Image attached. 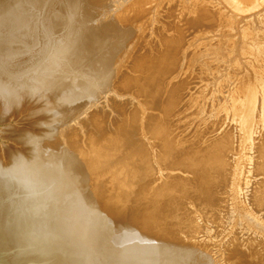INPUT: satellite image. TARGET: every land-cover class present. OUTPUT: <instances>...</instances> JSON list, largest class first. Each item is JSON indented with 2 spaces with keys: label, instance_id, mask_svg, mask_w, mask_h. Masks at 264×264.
<instances>
[{
  "label": "rangeland",
  "instance_id": "obj_1",
  "mask_svg": "<svg viewBox=\"0 0 264 264\" xmlns=\"http://www.w3.org/2000/svg\"><path fill=\"white\" fill-rule=\"evenodd\" d=\"M43 1L46 2V0ZM131 1L128 0L127 3ZM195 1L199 3L202 1V4ZM200 1L193 0L192 11L189 14L195 17L204 14L206 11L203 17L206 16L207 18L208 13L215 12L217 18L216 14L212 13L211 16L209 15L210 20L208 18L206 20L209 22L200 23L201 26L198 24V27H196L197 24L194 26L190 24L195 31H192L193 29L191 30L189 24L186 23L179 30L174 29L179 34L176 35L174 31H172L174 34L170 32V35L166 36L165 44L157 50L159 54L153 52L144 57L140 62L143 71H140L137 78L131 79L127 84L128 88H133L136 98L131 97L127 105L130 116L127 118L126 152L107 164L104 168L106 171L103 169L95 176V178L97 177L96 181L85 192V196L88 197L94 188L101 187L102 183L123 163L130 165L127 175L128 183L125 191L121 194L124 197L116 194V199L111 206V214L107 212L104 216L106 219L102 218L100 223L94 224L89 219L84 207L86 232L82 236L79 247L90 264H148V261H152V259L155 261L154 264H264V0H219L220 8L224 9L225 7V11L219 10L218 5L220 3L217 0ZM99 2H104V0H99ZM108 2H112L108 3L107 6L112 7L113 16H119L126 10L127 3L117 5V0H109ZM176 5L180 11L177 10V16L183 12L184 4L181 6V2L178 0ZM222 5L223 7H221ZM195 6H199L198 11ZM203 6L209 9L204 10ZM229 10L236 13H230ZM220 11L225 13L222 14ZM198 12L201 13L197 14ZM232 13L236 15L233 16ZM222 15L226 18L224 21ZM218 17H221V19L219 18L220 21H218ZM245 19L246 21H243ZM209 26L210 35L207 32ZM217 27L223 32L221 33ZM117 28L119 31L121 30L120 27L116 26L114 31ZM188 29L190 32L192 31L191 36L195 35L197 40L190 37ZM241 29L243 30L241 31ZM215 30L218 34L214 32ZM230 30L235 33L229 32ZM195 33H200V35L198 34L200 37H196L198 35ZM201 33L204 34L201 35ZM254 37L255 39H252ZM131 38L133 37L127 38L126 41H131ZM190 38L193 40L191 41ZM212 38L216 40H212ZM168 40H172V42L170 43ZM179 41L184 44V47L180 48V51L185 48L184 52L178 51ZM190 41L191 43H189ZM194 41L196 47L192 44ZM186 42L188 43L186 44ZM39 45L41 44L30 45V55H36ZM192 45L197 49H194ZM207 45L208 48L211 45L210 49H207ZM191 46L193 49L190 48ZM241 46L245 48H241ZM170 49L173 52L170 53L168 51ZM214 49H217V53ZM193 50H198L199 53L196 51L193 56ZM201 50L206 52L203 54L207 55L208 59L211 57L209 61H207V57L201 54L203 52ZM207 50L209 53L214 51L213 55L209 54ZM233 53L234 55H232ZM175 54L177 58L180 59L182 55L183 58L178 60L174 57L175 60L172 59ZM196 55L199 58L203 57V62ZM156 56L158 57L156 58ZM189 56L195 58L192 59ZM145 58H148V61ZM189 58L191 61H188ZM213 58L215 59L213 60ZM237 58L239 59L236 60ZM241 58L245 60L246 66ZM159 59H162V62L152 64L154 60L156 62ZM173 60L175 63L172 62ZM176 60L181 64L178 65ZM27 61L28 58L27 60L22 58L20 62L25 63ZM213 61L214 63H212ZM201 62L209 64V66L205 64L204 66ZM210 63L211 65L215 64L214 67L212 66L213 68L210 67ZM172 64L177 66L174 65V67ZM189 65L192 72H190V68L188 71L186 70ZM202 67L205 70L202 71ZM223 68L227 72L226 70L224 72ZM236 68L240 69L236 70ZM212 69L216 70L213 72ZM238 71L239 73H234ZM172 72L175 74L169 76ZM178 74L180 78H178ZM225 75H228L227 78ZM208 77L212 79L209 81ZM146 85L147 87H145ZM208 91L211 93L209 94ZM46 92L41 88H25L21 91L20 97L28 96L35 99L39 102L35 109L40 110L39 113L41 111L46 112V120L42 119L41 121H48L47 125L44 126L47 132L45 138L49 140L55 133L53 130L55 116L51 109L45 108L44 104L45 102L47 104L48 100ZM165 100L167 103H164ZM170 100L171 102L168 103ZM2 101L3 98L0 96V107L3 106ZM215 102H217L216 105ZM214 115L215 118H213ZM113 117L116 120L122 119L121 116L117 115H113ZM11 120L14 119L10 118L8 121L0 122L1 147L10 141L6 129L16 125V121L12 122ZM74 127L76 126L68 127L67 132L71 135L82 136V132H76ZM108 130L113 133L117 127ZM86 131L84 142H81L80 147L82 152L87 154L91 149L94 150V155L89 154L88 159L94 158L103 150L107 151L114 148L117 144H109L94 149L92 138L99 135L98 129L88 128ZM161 132L167 134L168 143L165 149L163 143L157 139L160 136L158 133L161 134ZM192 135L197 136L189 137ZM160 139L162 138L160 137ZM216 140L219 142L218 147L214 146ZM188 144L194 145V148L200 147L195 153L196 156L187 154L184 157L183 154L177 155L175 153L177 149H182ZM34 153L36 157L41 154L35 147ZM205 165H210V173L201 175L199 168ZM215 175H222L225 178L222 185L216 186L218 180L217 183L213 181ZM204 183L208 184L205 188H203ZM110 185L108 184L99 195L97 204L107 201L113 187ZM86 201L87 198H85L83 206ZM167 202L170 203V210L175 211L174 214L159 216V211ZM124 214H127L131 231L123 244L119 242V233L124 228ZM92 239L94 252L87 250ZM146 242L156 245L155 248L159 249L161 253L158 254V251L155 252L154 249L148 251ZM169 246L172 248L171 251H168ZM70 248L69 245V251H71ZM69 261L72 260L69 259Z\"/></svg>",
  "mask_w": 264,
  "mask_h": 264
},
{
  "label": "bare ground",
  "instance_id": "obj_2",
  "mask_svg": "<svg viewBox=\"0 0 264 264\" xmlns=\"http://www.w3.org/2000/svg\"><path fill=\"white\" fill-rule=\"evenodd\" d=\"M108 1L104 0V3L99 2V0H46V2L43 0H0V96L3 98L1 102L3 106L0 107V122L2 121L3 123V121H8L10 118L16 121L15 126L12 125L6 129L7 135L10 138V141L8 140L9 143L3 147L0 146V264H90L79 247L82 236L86 232L84 207L87 210L89 219L94 224L100 223L102 218L106 219L104 216L107 212L111 214L110 210L112 203L116 199V194L124 197L121 194L125 191L124 189L128 183L127 175L130 165L123 163L102 183L101 187L94 188L88 197L85 196V192L95 183L97 178L95 176L107 164L126 152L127 118L130 116L127 111V105L131 97L136 98L132 90L133 88H128L127 84L131 79L137 78V74L140 71H143L140 67L142 59L153 52L158 53L157 50L165 44L166 36L170 35V32L172 33L174 29L176 31L179 30L185 23L189 24V26L190 24L193 26L197 24L196 27H198V24L201 26L200 23H204L207 18H210V14L215 13H208L207 18L206 16L204 18L203 16L206 11L204 14H199L203 11L201 9L202 11L200 10L201 12L197 13L199 15L192 17L189 13L192 11L191 4L193 0H179L181 6L184 4V10L179 13H183L182 15L177 14V16L176 12L179 10L176 3L178 0H132L129 3H127L128 0H117V5L127 3V7L123 14L113 16L112 7L107 6L108 3L112 2ZM217 1L220 3L219 0ZM201 2L198 3L202 4ZM220 5L221 3L218 5L219 8ZM195 7L198 8L199 6ZM203 7L204 10L209 9L205 8V6ZM221 9L225 11L224 9L226 8H220L219 10ZM229 11L230 13L234 12ZM221 13L224 14L225 12ZM215 14L217 18V13ZM218 15L221 14L218 13ZM232 15L236 14L232 13ZM222 16L224 18V15ZM219 18L221 19V17ZM243 21H246V19ZM157 24H160V26H157ZM242 24L245 25L244 23ZM116 26L120 27L121 30L119 31L117 28L118 31H114ZM190 28L191 30L193 29L191 26ZM219 28L221 27L219 26ZM227 29L226 31L228 32ZM188 30L190 32V29ZM219 30L221 31L222 29ZM192 31L195 30L193 29ZM191 32L190 37L195 38V35L191 36ZM207 32L210 35V26ZM229 32L234 31L230 30ZM177 34L179 33L177 32ZM198 34L200 35V33ZM203 34L201 33V35ZM216 34L218 33L216 32ZM199 35L196 37H200ZM131 36L133 37L131 38L132 40L126 41ZM207 36L204 37L206 38ZM192 38H190L191 41L193 40ZM252 39H255V37ZM212 40L216 39L212 38ZM168 41L172 42V40ZM181 42L179 41L180 46L179 49L177 48L178 51H180L182 46L184 47V44ZM38 43L41 45H39L40 47L38 46V49L36 48V55H30V45ZM192 44L195 46V41ZM210 46L208 48L207 45V49H210ZM195 47L194 49H197ZM241 48L245 47L241 46ZM172 49L168 51L171 53L173 52ZM184 49H181L182 51L180 52H184ZM214 50L217 53V49ZM193 51L194 53L192 54L194 56L198 50ZM207 51L209 53V50ZM204 52H201V54ZM203 55L205 56V54ZM176 56L175 54L172 59ZM182 56H180V59ZM196 57L199 58L198 55ZM205 57L208 59L207 55ZM22 58H26V60L28 58V61L22 63L23 61L20 62ZM191 58L194 59L195 57ZM191 58L188 61H191ZM242 58L241 60H243ZM149 59L151 58L149 57ZM162 59L156 62L152 60V64L159 63ZM177 59L180 60L179 58ZM174 60L172 61L173 63H175ZM176 62L178 63L177 60ZM242 62L245 64V60ZM204 64L202 63V65ZM203 67L201 68L202 71L205 70ZM189 68L190 65L186 70L188 71ZM145 69L147 70V68ZM239 69L236 68V70ZM191 70L190 68V72H192ZM213 72L212 74H214ZM173 73L169 76L175 74ZM234 73H239V71ZM243 74L245 75L244 71ZM225 76L227 78L228 75ZM178 78H180V75ZM211 79L208 77L209 81ZM202 80L205 81L204 79ZM25 88H41L47 91L48 100L47 104L45 102L44 105L45 108L51 109L55 116L53 129L55 133L52 134L51 138L48 136L49 140L45 138L47 132L44 126L47 125L48 121H41L42 119L46 120V112L41 111L39 113L40 110L37 111L35 109L39 104L35 99L28 96L24 98L20 97L21 91ZM210 100L208 101L210 102ZM164 103H167V101ZM228 109L230 108L228 107ZM113 115L121 116L122 119L116 120ZM215 115L213 118H215ZM242 120L245 121V119ZM72 126H76L74 130L82 132V136L68 133L67 128ZM113 127H117V130L113 133L109 132L108 129H112ZM88 128L98 129L99 135L92 138L94 149L109 144H117L114 148H110L107 151L103 150L98 155L95 154L94 158L88 159L89 154L91 156L94 155V150L91 149L89 154H87L82 152L80 147L81 142H84ZM158 135L160 136L157 139L163 143V148H167V134L165 135L161 132ZM193 136L197 135L189 137ZM214 146H219L218 140L215 141ZM34 147L41 153L39 157H36ZM199 148L198 146L194 148V145L188 144L182 149H177L175 153L177 155L183 154L184 157L187 154L196 156L195 153L198 152ZM86 159L87 161H85ZM209 168L210 165L202 166L199 168V173L206 175L210 173ZM104 170L106 171V169ZM213 178L215 183L218 180L216 186L222 185L225 179L222 175H215ZM108 184L113 186L111 188V195L105 203L97 204L99 195ZM206 185L208 186V184L204 183L203 188ZM85 198H87V201L83 206ZM174 212L173 209L170 210V203L167 202L164 204L162 210L159 211V216L172 215ZM124 215V228L119 233V242L123 244L127 235H129L128 233L131 231L130 224L128 225L127 214ZM93 244L92 239L89 247H87L88 251H93ZM145 244H148L146 245L148 251L154 249L155 252L158 251V254L161 253L159 249L155 248L156 245H153V243L146 242ZM69 245L71 246V251H69ZM171 249V246H169L168 251H171ZM69 259L72 261L70 262ZM153 260L148 261V264H154L155 261Z\"/></svg>",
  "mask_w": 264,
  "mask_h": 264
}]
</instances>
